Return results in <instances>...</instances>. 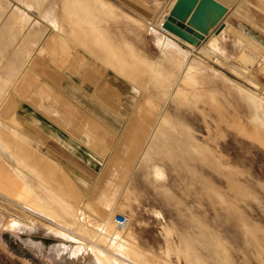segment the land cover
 <instances>
[{"label": "rangeland", "instance_id": "obj_1", "mask_svg": "<svg viewBox=\"0 0 264 264\" xmlns=\"http://www.w3.org/2000/svg\"><path fill=\"white\" fill-rule=\"evenodd\" d=\"M111 1L144 25L98 23L103 40L132 48L116 64L141 89L130 96L133 85L106 71L98 85L121 95L115 111L35 57L67 25L57 0H0L1 261L73 264L53 234L66 232L103 264H264V0H240L220 45L188 48L198 59L168 39L162 52L145 26L158 17ZM31 58L62 108L38 95ZM68 97L114 133L84 131Z\"/></svg>", "mask_w": 264, "mask_h": 264}, {"label": "crops", "instance_id": "obj_2", "mask_svg": "<svg viewBox=\"0 0 264 264\" xmlns=\"http://www.w3.org/2000/svg\"><path fill=\"white\" fill-rule=\"evenodd\" d=\"M57 1L59 2V5L55 7V9L60 15V20L62 19L67 20L66 21L67 25L64 24L62 28V32L60 34L56 33L55 30L52 34H49L45 39V41H47L44 48L45 51L43 50L44 51L43 52L42 50L39 51L38 49H36L37 51H35L34 53L35 57L38 59L41 65L46 67L47 69L50 66L55 68L61 74L68 76L70 79L73 76L80 78V84H79L80 87H82L84 90H87V92H89L90 95H92L94 99H96L98 102L103 103L105 106L115 111L116 104L120 102L119 97L121 95H118L119 97L117 98V94H113L111 90L103 89L102 86L98 85V81L106 73V71L108 72V70H112L116 72L120 76H123L133 85L134 90L129 94L130 96L132 97L135 96L136 94L134 91L138 89V91L140 90L141 92V89L138 86H136L133 83V81L130 79L132 77L131 72L127 69L118 68V64H116V62L120 58L127 59V57H124V55L127 53L126 51H128L129 46L125 45L124 42H122V44L120 45L118 44V41L117 43L112 44V42H107L103 40V38L101 37L100 27L98 23L101 20H107L121 27L123 26L133 27L134 25L136 27L137 24L144 26L143 22L136 16L122 10L118 5L113 3L111 0H75V2H78V4L71 3L73 2V0H69V1L57 0ZM114 1L118 4L119 3L122 4L127 9L129 8L133 11L135 10L137 12L144 13L148 17L151 18H154V16L158 17L156 18L157 19L156 23L152 24V22H150V25H153V29L154 27L157 29L160 38H158L152 31L149 30L150 25H145V26L146 28H148L146 29V32L154 37L155 42L160 50H161V46L158 43V41H163V40L166 41L168 39L174 42L176 46L175 48L178 49V52L181 49H186L193 55V57H195V59H198L199 56L197 55V53L193 52L188 48L189 47L198 48V52H200L201 47L199 48V46L207 45L211 40L214 39H216L218 44L220 45L221 39L222 37H224L223 34L225 33V30H228L227 20L230 17L229 16L230 12L232 8L239 3L240 0H216L217 2L227 6L228 12L225 15V17L211 30V32L208 35H206L203 40L200 41V45L198 47L192 46L185 40L171 34L170 32L165 31L162 27L158 26L157 22H159L160 20L164 22L166 20V17L168 16L171 8L174 6L177 0H159V1H155L156 3L154 2V0L152 1L151 0H114ZM161 2L163 3V6L158 11ZM154 3L158 8L155 7ZM47 8H49V6ZM160 14H162L163 17ZM221 26L224 27L222 28L221 31H219V28ZM73 34L75 35L74 37ZM240 34L242 36H247L244 33H240ZM74 38H76V40H73ZM77 42H81V43H77ZM67 45L68 46L78 45V48L76 49V47L75 48L68 47L71 48L72 50L69 51ZM81 45L82 46L86 45V48L84 49V47H82ZM104 56L107 57V59ZM102 58L106 59L107 62L104 63ZM126 59L123 60L126 61ZM123 60L121 59L120 61ZM33 61L34 59L31 58V60L29 61L31 62L29 68L32 71V73L36 75L35 86H40L37 89L38 95L46 101L53 102L54 106H56L57 108H62L63 104L60 103L59 98L57 99L55 96L52 95V93L54 92V89H52L53 86L54 88L57 87L55 85H53L52 88L47 85L46 86L40 85L44 77L38 70L32 67ZM44 67L43 69H45ZM189 71H190V66H186V68L183 71L184 75L187 74ZM109 81L110 79L106 80L107 84L105 86H108V83H110ZM43 95H47V97H44ZM68 100L70 105L68 108L65 107L64 111L68 115L77 118V120L80 118L79 123H82L83 126L82 128L84 129V131L86 130L93 136L96 134L101 135L102 130L108 133H114L110 131V129L104 124L105 122L104 123L101 122L99 118H97L94 114L89 112L81 104L75 102L73 99H69V97ZM75 108L78 109L76 110ZM77 113L81 114L79 118H78L79 115ZM129 120H131L130 116L125 118L126 124L127 123L129 124ZM45 156L47 158H52L47 154H45ZM52 160L55 159L52 158ZM113 174H116V177L118 176L116 178V182H120L122 180L121 178L122 170L120 171L114 169L111 172L110 178H108V183L105 188L110 190V194H109L110 199L113 198L112 192L114 186L113 187L111 186V182L113 181V177H112ZM94 200L95 199L92 197H87V201L89 203H96L94 202ZM102 200L104 201L103 202L99 201L97 202V204L104 205L105 203L108 202V200H106V197L103 198ZM109 204H111V201L109 202ZM0 245H2L3 247V244ZM1 249L5 255L6 245L4 246V248ZM0 264H5V262L1 261L0 259Z\"/></svg>", "mask_w": 264, "mask_h": 264}, {"label": "water", "instance_id": "obj_3", "mask_svg": "<svg viewBox=\"0 0 264 264\" xmlns=\"http://www.w3.org/2000/svg\"><path fill=\"white\" fill-rule=\"evenodd\" d=\"M227 12V6L216 0H177L163 22V29L198 47Z\"/></svg>", "mask_w": 264, "mask_h": 264}, {"label": "bare ground", "instance_id": "obj_4", "mask_svg": "<svg viewBox=\"0 0 264 264\" xmlns=\"http://www.w3.org/2000/svg\"><path fill=\"white\" fill-rule=\"evenodd\" d=\"M159 26H161L163 28V22L162 21H160ZM192 46H194V45H192ZM117 214L114 215V218H113L114 223H116L115 217ZM118 227L121 228L120 226L117 225V228ZM100 229H101V227H100ZM121 230H122V228H121ZM53 234L63 240L64 243H62V244H64V246L67 245L65 243L70 244V245L68 244L70 247L67 250H66V248L64 250L67 252L66 259L68 260V262L73 263V264H103L101 258H99L100 259V261H99V259L95 255V253H92L91 247L88 246L86 243H82L83 241L81 242L80 240H78L75 237H70L66 232H54ZM115 236H117V235H115ZM115 236H114V238L118 237V236L117 237H115ZM109 261L112 262L110 258H109ZM118 264H125V263L119 262Z\"/></svg>", "mask_w": 264, "mask_h": 264}, {"label": "built area", "instance_id": "obj_5", "mask_svg": "<svg viewBox=\"0 0 264 264\" xmlns=\"http://www.w3.org/2000/svg\"><path fill=\"white\" fill-rule=\"evenodd\" d=\"M115 222L118 226H120L121 228H124L128 224V219L124 214L119 213L115 217Z\"/></svg>", "mask_w": 264, "mask_h": 264}]
</instances>
